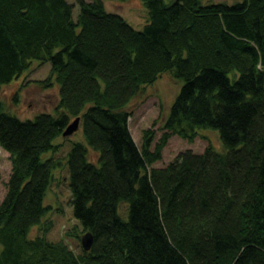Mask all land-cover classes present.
Segmentation results:
<instances>
[{"label": "trees", "instance_id": "trees-1", "mask_svg": "<svg viewBox=\"0 0 264 264\" xmlns=\"http://www.w3.org/2000/svg\"><path fill=\"white\" fill-rule=\"evenodd\" d=\"M103 1L0 0V91L30 61L48 62L37 82H56L64 109L20 119L0 102L11 161L0 264H264V0H140L141 30ZM166 71L183 84L153 148L150 128L138 147L125 107ZM75 117L69 202L92 235L79 255L46 233L29 238L57 164L42 154ZM200 128L217 130L225 151L184 149L147 169L171 137L190 144Z\"/></svg>", "mask_w": 264, "mask_h": 264}, {"label": "rangeland", "instance_id": "rangeland-1", "mask_svg": "<svg viewBox=\"0 0 264 264\" xmlns=\"http://www.w3.org/2000/svg\"><path fill=\"white\" fill-rule=\"evenodd\" d=\"M75 4L77 0H66ZM87 2L91 0H85ZM170 2V0H165ZM204 2H225L233 3L237 0H203ZM106 11L117 13L122 16L135 29L141 30L148 22V14L145 6L140 0H104ZM78 13V7L73 10V18ZM50 73V64L37 60L30 61L26 69L19 77L14 78L10 83L4 85L0 91V102L3 109L20 119H32L41 112L59 114L64 109L59 108V86L53 82L51 86L37 81L45 79ZM183 81L173 76L171 71L159 75L158 79L150 85H145L128 102L126 110L130 112L128 118L131 136L138 147L142 144L144 129L154 131V140L151 149L162 133V126L169 111V107L177 96ZM72 118H70V121ZM197 136L192 143L178 138L171 137L166 146L162 149V159L147 167H161L168 163L178 152L190 149L196 153H202L208 146L214 150L225 151L219 132L214 129H197ZM82 141L80 128L70 136H60L54 140L57 145L55 150L42 154V159L52 157L57 161L53 171V182L46 194L44 205L48 208L46 214L38 225H35L29 232V238H35L46 233V238L53 242L62 240L74 254L81 253V237L84 234L82 225L74 218L70 204L71 193L68 186L69 174L67 167V155L72 143ZM89 157L92 160L95 154L89 150ZM11 171L9 154L0 147V202L6 191V182ZM127 205H119L120 214L126 217ZM45 229V231L43 230Z\"/></svg>", "mask_w": 264, "mask_h": 264}, {"label": "water", "instance_id": "water-1", "mask_svg": "<svg viewBox=\"0 0 264 264\" xmlns=\"http://www.w3.org/2000/svg\"><path fill=\"white\" fill-rule=\"evenodd\" d=\"M80 125V118L75 117L71 122H69L65 129L63 130L61 136L66 137L72 135ZM92 244V235L89 232H86L81 237V247L83 250L87 251L90 249Z\"/></svg>", "mask_w": 264, "mask_h": 264}, {"label": "bare ground", "instance_id": "bare-ground-1", "mask_svg": "<svg viewBox=\"0 0 264 264\" xmlns=\"http://www.w3.org/2000/svg\"><path fill=\"white\" fill-rule=\"evenodd\" d=\"M71 121H72V120H71ZM71 121H70V122H71Z\"/></svg>", "mask_w": 264, "mask_h": 264}]
</instances>
